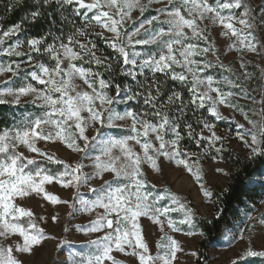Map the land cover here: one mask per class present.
Wrapping results in <instances>:
<instances>
[{"label":"snow or ice","instance_id":"6c2138e0","mask_svg":"<svg viewBox=\"0 0 264 264\" xmlns=\"http://www.w3.org/2000/svg\"><path fill=\"white\" fill-rule=\"evenodd\" d=\"M19 2L10 0L6 10L11 11ZM53 3L58 11L72 9L71 17L63 16V22L72 26L66 42L63 29L59 35L49 31L45 37L28 39V53H23L19 49L24 42L19 39L4 46L7 39L22 31V25L0 29V56L27 55V63L33 68L25 73L20 63H0V74L11 73L7 81H0L4 85L0 89V104L19 105L25 98L40 109L39 115L26 117L15 127L0 132V237L18 234L22 238V243L17 242L14 247L0 245V264H24L13 254L14 251L34 254L35 246L53 238L39 227L33 212L18 204L16 198L28 197L31 193L42 194L54 205L68 204L73 207L69 201L45 190V185L54 181L63 188L76 190L73 197L82 211L103 209L84 228L86 233L102 232L103 235L90 240L94 249L74 264H123L113 255L114 252L133 257L138 264H173L181 247L164 231V226L166 224L172 232L180 231L179 225L193 226L195 213L167 188L163 194L153 195L147 188V174L142 166L147 164L152 171L161 172L162 165L158 163L161 157L183 166L199 184L201 194L210 197L212 193L201 182L199 159L195 166L190 162L193 155L199 158L210 151L216 155L226 151L225 138L217 134L216 125L203 114L197 115L206 105L207 112L216 120L225 119L219 106L239 112L250 127L245 128L234 117L232 122L237 129V137L250 150L248 158L264 157V88L258 102L246 87L238 83L239 77L236 80L228 77L215 80L212 75H201L214 67L233 75L235 70L220 62L215 43L209 41L205 34L207 30L200 27L205 20L213 26H222L221 35L230 41L227 50L264 55V43L255 34L258 29L264 31V3L257 18L249 0H214V3L210 0H166L164 7L156 9V15L144 19L141 17L149 10L153 0H42L43 7H50ZM137 10L140 16L133 19L132 14ZM42 14L38 8L24 19L35 22ZM76 17H79V25ZM237 24L240 27H236ZM97 28L103 31L96 32ZM104 31L111 34L104 42L116 54L112 59L97 55L100 49L94 40L89 39L90 35L103 37ZM49 35L52 36V43H47ZM137 45L145 46L147 50L136 51ZM31 53L48 56L54 61V66L34 60ZM209 53L216 57L215 63L208 60ZM113 60L116 61L115 67ZM76 61L83 63L78 65ZM92 65L104 71L94 70ZM124 65L132 67L125 71ZM116 67H119L120 74L133 80L138 75L133 68H139V75H143L146 69L151 73L152 82L145 91H134L127 84L116 83L115 93L111 94ZM177 68L181 71H176ZM240 68H245L243 61ZM157 73L165 77L164 81L157 78ZM105 74L109 77L107 80L103 78ZM13 78H22L24 82L19 87H10L8 85L14 82ZM243 78L248 80L251 74L244 72ZM77 80L82 81L87 90ZM168 80L178 81L187 87L189 99L185 100L182 92L175 90L169 91L166 99H162ZM138 87L143 88L144 85ZM29 97L31 99H27ZM141 99V110L135 111L129 102ZM240 99H250L253 105L259 103V108L250 109V116L240 105ZM119 104L128 107L119 112L114 108ZM189 111L195 125L202 126L199 131L188 119ZM115 121H130L128 134L101 138L100 129L96 126L114 128L117 127ZM91 129H95L97 135L90 136ZM185 137L196 145L199 153L181 147ZM39 142L62 145L71 153H83L85 156L90 150L97 152L91 158L93 173H85L83 157L79 162L68 163L47 147H39ZM135 146H139L138 151ZM21 147L29 153H36L48 164L62 165V171H52L37 164L35 157L20 151ZM216 171L223 172V169L216 168ZM106 173L111 174L110 180L103 179ZM96 178L102 183L98 188H89L96 198L91 201L82 199L79 188ZM165 196L171 198V204L161 203ZM174 212L181 213L183 218L179 221L172 219L171 213ZM141 218H147L160 227L162 235L156 242V255L150 254L142 234ZM40 219L44 220V217ZM51 219L55 222L57 217ZM261 220L264 223V217ZM65 231L68 229L65 228ZM185 234L192 236L196 233L189 231ZM243 256L264 257V250L254 251L248 247Z\"/></svg>","mask_w":264,"mask_h":264},{"label":"rangeland","instance_id":"374dc122","mask_svg":"<svg viewBox=\"0 0 264 264\" xmlns=\"http://www.w3.org/2000/svg\"><path fill=\"white\" fill-rule=\"evenodd\" d=\"M255 5L259 6V11L256 15L257 18L261 15V4L264 0H251ZM166 4V0H153V4L150 6L149 10L145 12L144 17L141 19L148 18L151 15H156V9L162 8ZM237 15H239V10H237ZM133 19L140 16L139 11L133 12ZM199 23V22H198ZM200 27L205 28L206 35L209 41L215 43L220 62L233 68L235 70V75L229 72H218L217 67L210 68L206 70V73L201 75H212L215 80H220L223 77H228L229 79L236 80L239 77L238 83H241L244 87L249 90L250 95L255 96L256 100L259 102L261 100V89L264 88V55H257L256 53H251L243 51L238 53L236 50H227V45L230 43L229 39L222 36L223 31L222 26L211 25L209 21L205 20L200 24ZM236 27H240L238 24ZM99 29V28H98ZM103 30L99 29V32ZM257 38L264 43V31L259 29L255 33ZM104 37L110 38L111 34L104 31ZM235 39V38H232ZM17 40L15 36L6 40L5 47L11 45ZM20 40V39H19ZM7 41H10L8 44ZM23 53H28L27 43H23L19 49ZM136 51H146L145 46L137 45L135 46ZM36 61L40 60V54L31 53ZM47 61H42L48 66H54V61L50 60L48 56H43ZM197 59H201L197 57ZM208 60L215 63L216 57L212 56L211 53L208 54ZM245 63V68L241 69V62ZM10 62L20 63L21 68L25 73L33 70L31 64L27 63V55L16 57V56H0V63L8 64ZM76 61L75 63H78ZM13 66H15L13 64ZM132 67L130 65H125ZM219 68V67H218ZM133 71L140 72L139 68H133ZM176 71H181L177 68ZM218 72V73H216ZM247 72L251 74V78L244 80L243 73ZM11 76V73L0 74V81H7ZM146 83L151 82V73L148 70H144V74L141 75ZM30 79V78H29ZM14 82L9 83L10 87H19L24 82L22 78H13ZM35 84V82H32ZM77 83L81 85L84 90H87V86L83 85L82 81L77 80ZM4 87L0 84V89ZM225 87L226 86H222ZM238 91V89H233ZM255 90V91H252ZM214 95V94H213ZM7 99H11L8 97ZM27 99H31L30 97ZM239 103L244 107L245 111L251 116L250 109L259 108V103L256 105L252 104L250 99H240ZM14 111L10 115L12 125L10 127L2 128L0 132L13 128L16 124L26 117H35L40 114V109L35 105L28 103L25 98H22L21 104L13 105ZM127 106L124 104L114 105V108L123 112ZM207 108V105H206ZM219 110L222 116L225 117L223 120H214L211 123L216 125L215 131L218 135L225 138L224 144L226 151L222 155H216L214 152L210 151L207 155H201L199 158L193 155L190 158L195 166V162L199 159V166L202 170V183L205 188L212 194L218 192L225 188L229 175L231 172L230 166L227 162L222 159V156L226 152H233L236 156L248 159L249 149L243 146V142L239 140L236 135V126L231 129L229 126L220 127L217 122L233 123L232 118H235L236 122L244 124L245 128H249L250 125L243 119L239 112L234 111L231 108L224 106H219ZM140 111V110H139ZM210 114V113H209ZM254 119L256 117H253ZM117 127H101L97 125L96 127L100 129V137L107 139L109 137H119L121 135L128 134V125L130 121H115ZM235 124V123H234ZM202 127V126H201ZM91 135H97L95 129H91L88 133ZM207 135L208 133L205 132ZM38 146L42 149L47 147L48 150L54 153L59 159L65 160L68 163H76L81 161L83 157V163L85 164L84 171L86 174L91 175L94 171L92 167V157L98 153L95 151H89L85 156L83 153H71L70 150L65 149L62 145L52 144L51 142H39ZM136 150H139V146H135ZM182 148H188L181 145ZM191 152H194L188 149ZM20 151L27 156L35 157L37 159V164L43 165L49 170L62 171V165L48 164L47 161L42 160L37 156L36 153H29L26 148L21 147ZM194 153H199L195 151ZM215 156V158H214ZM162 165L161 172L152 171L147 164L143 165V169L146 172V179L148 181L147 188L155 194H163L164 189L167 188L171 192L179 196L183 203H185L193 211L197 212L201 217L208 219L214 212L213 198L204 197L201 194L199 184L193 178L192 174L189 173L183 166H177L174 162H169L164 160L163 157L158 161ZM33 166H29L32 168ZM216 168L223 169V172H217ZM103 179L110 180L111 174H104ZM253 182H258L264 184V169L262 173L257 176ZM102 181L99 178L89 180L85 185H81L79 188L80 197L84 200H94L96 196L89 191V188H98ZM155 185L153 188L152 186ZM45 190L56 196L61 200H67L73 207H69L68 204H52L43 198V195H37L31 193L28 197H17L16 202L22 204L26 208L33 212V216L40 228L44 229L45 233L53 237L52 239H47L42 242L41 246H35L34 254H22L14 251V255L17 256L24 264H74L75 261L79 260L82 256L89 254L90 251L94 249V246L89 243L90 240H95L98 236L103 235V233H86L84 228H86L90 221L96 218L98 213H102L103 209H95L92 212H84L81 210V205L74 199L73 193L76 191L71 188H63L56 184L55 181L51 185H45ZM162 204H171V198L165 196V200L161 202ZM43 216L44 220L40 217ZM56 216L57 220L52 221L51 217ZM172 219L179 221L183 218V215L178 212L171 213ZM252 219H249V218ZM264 217V195L260 198H255L252 202H248L246 209L242 211L241 217L231 224V226L225 231L223 237L216 243L211 244L207 251V264H232L233 261H241L250 257L255 256H243V252L246 248L251 247L254 251L264 250V223H262L261 218ZM163 219V218H162ZM142 234L149 245V251L151 255L157 254L156 242L160 239L162 233L158 225L152 224L147 218H141ZM65 228L68 231H65ZM181 229L178 232H172L168 229L167 225L164 226V231L168 235L172 236L178 241L181 247V251L177 253V258L173 261V264H195V256L198 248V240L200 234L194 228V226H189L187 224L179 225ZM250 229V230H249ZM194 232L195 235L188 236L185 233ZM241 235L244 239L241 240ZM63 241V243H62ZM19 242L22 243V238L18 234L9 235L7 238L0 237V245L5 247L15 246ZM195 253V255H193ZM113 255L121 260L123 264H138V260L126 256L123 253L114 252ZM110 264V262H106Z\"/></svg>","mask_w":264,"mask_h":264},{"label":"trees","instance_id":"16d2710c","mask_svg":"<svg viewBox=\"0 0 264 264\" xmlns=\"http://www.w3.org/2000/svg\"><path fill=\"white\" fill-rule=\"evenodd\" d=\"M9 2L10 0H0V29L7 30L15 24H21L22 31L15 37L24 43H26V41L30 38L45 37L49 31H51L53 35H59L61 29H63L66 42L67 35L72 31V26L69 23L63 22V16L71 17V8H68L66 11L63 9L58 11L55 3H53L50 7H43L42 0H20L19 3L15 4L11 11H8L5 6ZM210 2L214 3V0H210ZM249 3L253 14L256 16L259 11V6L255 5L251 0H249ZM38 8L43 14L38 17L35 22H30L29 20L24 19L26 15H29L32 11H36ZM75 19L77 25H79V17H76ZM95 31L99 32V29L97 28ZM89 39H92L97 43L98 48L100 49V51L97 52V55L108 56L110 59L116 55L104 42V40L108 38L104 36L100 37L90 35ZM52 42V36H47V43ZM7 43L9 44L10 41H7ZM39 59L47 61V59H44L43 55H40ZM78 63L82 64L83 62L79 61ZM113 64L115 67V60H113ZM84 66L88 67V65ZM92 67L94 70L101 72L104 71L103 68H98L96 65H92ZM128 68V66L124 65L125 71H127ZM216 70H218V72H226V70L218 67ZM137 73V78L133 80L130 76L120 74L119 67H116V70L113 72L114 82L111 94L115 93L116 83H119L122 86L127 84L132 87L134 91H145L152 81L146 83L143 77L139 75V72ZM156 76L161 81H164L165 79V77L160 73H157ZM103 78L107 80L109 77L105 74ZM140 84H143L144 87H138ZM164 90L165 96L162 99H166L167 93L171 90L181 91L184 99H189L187 87L182 86L178 81L168 80ZM142 103L143 101L141 99L139 101H130L129 105L135 111H139L141 110L140 105H142ZM125 106L128 107V105ZM13 111V106L9 104H0V130L12 125L10 115L13 114ZM200 114L207 117L210 122L214 120V118L207 112L206 107L199 110L197 115ZM188 119L193 122L196 130L199 131L201 126L195 125V120L193 119L191 111L188 113ZM217 124L220 125V127H222V125L225 127L229 126L231 129L235 126V124L231 122H217ZM181 145L188 147L187 149L194 152L200 151L187 137H185V139L181 142ZM222 159L229 164L231 172L225 188L212 194L214 207L213 214L206 219L201 217L197 212L193 211L195 213L193 226L200 234L195 256V264H207V251L211 244L220 240L231 224L241 217L242 211L246 209L248 202H252L255 198H260L264 195V184L253 182V180L259 176L264 169V157L243 159L229 151L222 156ZM236 264H264V257H250L238 261Z\"/></svg>","mask_w":264,"mask_h":264}]
</instances>
